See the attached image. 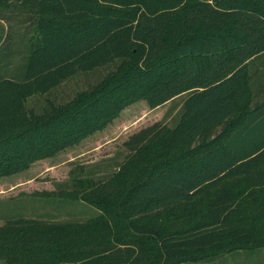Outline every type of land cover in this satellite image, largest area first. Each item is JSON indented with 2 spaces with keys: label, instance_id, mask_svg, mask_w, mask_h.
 <instances>
[{
  "label": "trees",
  "instance_id": "1",
  "mask_svg": "<svg viewBox=\"0 0 264 264\" xmlns=\"http://www.w3.org/2000/svg\"><path fill=\"white\" fill-rule=\"evenodd\" d=\"M0 18V177L106 129L136 100L183 94L174 123L130 134L113 171L35 191L52 209L76 200L96 214L0 200V264H197L264 249V186L242 183L264 160V96L248 69L264 50V0H0ZM104 65L69 99L49 96ZM181 201L169 229L139 218Z\"/></svg>",
  "mask_w": 264,
  "mask_h": 264
},
{
  "label": "rangeland",
  "instance_id": "2",
  "mask_svg": "<svg viewBox=\"0 0 264 264\" xmlns=\"http://www.w3.org/2000/svg\"><path fill=\"white\" fill-rule=\"evenodd\" d=\"M113 66L104 65L88 73H80L68 79L62 87L50 93L51 98L66 100L75 94V91L89 86L99 80ZM58 91V93H56ZM45 95H33L28 100L29 106L42 109L46 103ZM183 94L158 106H150L145 99L136 100L126 107L106 129L85 138L80 143L64 149L56 155L36 161L30 167L0 177L1 204H49L36 190L54 189L57 186L72 185L73 176L92 175L103 176L113 171L125 158L127 146L126 139L130 134L157 120L172 125L178 117ZM221 126L218 127V129ZM242 181V180H241ZM59 182V183H58ZM242 183L248 185L264 186V160L251 174L244 175ZM211 189H205L198 195L197 201L204 202L210 195ZM19 200V201H18ZM60 204H68L70 199H61ZM71 205H64L60 209L45 207L55 214L58 219L74 217L73 219H86L98 212V208L83 201H72ZM183 207V201L171 202L139 215L143 221L157 222L165 230L177 222L176 214ZM71 214V215H70ZM77 217V218H76ZM81 217V218H78ZM3 219L0 218V224ZM246 257L253 261H264V249L245 250ZM192 263V262H189ZM188 263V264H189Z\"/></svg>",
  "mask_w": 264,
  "mask_h": 264
},
{
  "label": "crops",
  "instance_id": "3",
  "mask_svg": "<svg viewBox=\"0 0 264 264\" xmlns=\"http://www.w3.org/2000/svg\"><path fill=\"white\" fill-rule=\"evenodd\" d=\"M3 26L6 28L7 23L0 18V28ZM248 69L253 97L255 100L260 99L264 96V50L250 57ZM259 122L261 123V120ZM247 255L244 250H234L219 254L211 259L199 260L197 264H264L248 259Z\"/></svg>",
  "mask_w": 264,
  "mask_h": 264
}]
</instances>
